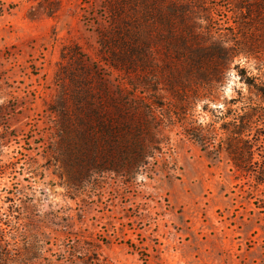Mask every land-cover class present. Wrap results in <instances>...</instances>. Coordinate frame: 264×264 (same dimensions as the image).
I'll return each instance as SVG.
<instances>
[{
    "label": "rangeland",
    "instance_id": "374dc122",
    "mask_svg": "<svg viewBox=\"0 0 264 264\" xmlns=\"http://www.w3.org/2000/svg\"><path fill=\"white\" fill-rule=\"evenodd\" d=\"M117 3L0 0L4 236L11 234L6 228L9 196L19 207L11 221L34 246L33 264H264L262 186L252 191L224 150L213 152L216 145L187 138L180 122L160 121L155 154L141 171L86 169L90 94L95 100L108 95L118 100L119 87L128 101H150L152 92L135 85L139 72L115 67L114 57L125 50L116 41ZM220 4L215 18L222 20L228 10ZM158 48L164 50V43ZM171 58L176 62L181 53L172 51ZM241 58L237 62L248 75L260 76L255 59ZM238 92L259 101L256 91L229 69L208 109H227ZM202 104L193 108V119L206 123L211 111Z\"/></svg>",
    "mask_w": 264,
    "mask_h": 264
},
{
    "label": "trees",
    "instance_id": "16d2710c",
    "mask_svg": "<svg viewBox=\"0 0 264 264\" xmlns=\"http://www.w3.org/2000/svg\"><path fill=\"white\" fill-rule=\"evenodd\" d=\"M129 1L132 3L127 14ZM129 1L117 3L121 14H116V41L125 50L120 58L114 57L115 67L126 73L139 72L141 78L135 85L152 91L147 97L150 101H128L124 96L129 94H123L119 87L118 100L109 95L95 100L90 94L91 111L85 114V136L90 143L85 154L86 169L124 174L141 171L155 154L160 121L170 125L180 122L187 138L205 146L216 145L213 152L224 150L251 190L260 191L262 186L264 191V0ZM220 2L228 10L221 15L222 20L215 18V12L222 7ZM228 13L233 17L231 23ZM247 15L250 18L245 22ZM159 42L164 43V50L158 48ZM172 51H179L181 59L173 62ZM241 57L257 61L261 78L248 75L237 62ZM229 69L236 70L239 80L256 91L259 101L238 92L237 98L229 100L231 106L227 109H208V100H213V93ZM198 102H203L202 109L211 111L206 123L193 119L192 111ZM158 111L161 116L155 121ZM262 194L258 201L263 212ZM6 200L12 203L8 206L11 214L6 228L13 235L6 238L0 228V264H33L34 246L25 230L11 221L18 204H13L14 197L6 196Z\"/></svg>",
    "mask_w": 264,
    "mask_h": 264
}]
</instances>
